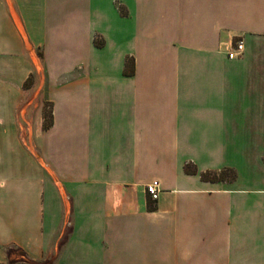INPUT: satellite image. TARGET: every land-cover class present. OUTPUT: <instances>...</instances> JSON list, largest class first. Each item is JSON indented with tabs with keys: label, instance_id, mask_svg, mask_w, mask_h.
<instances>
[{
	"label": "crops",
	"instance_id": "0c3cea01",
	"mask_svg": "<svg viewBox=\"0 0 264 264\" xmlns=\"http://www.w3.org/2000/svg\"><path fill=\"white\" fill-rule=\"evenodd\" d=\"M20 258L264 264V0H0V264Z\"/></svg>",
	"mask_w": 264,
	"mask_h": 264
},
{
	"label": "trees",
	"instance_id": "16d2710c",
	"mask_svg": "<svg viewBox=\"0 0 264 264\" xmlns=\"http://www.w3.org/2000/svg\"><path fill=\"white\" fill-rule=\"evenodd\" d=\"M44 117L46 119V117H48L47 119L50 120V117H51V110H49L48 114L44 113ZM47 120V121H48ZM46 125V123H45ZM185 169L188 170V171H195V168L191 167L190 166V163H186L185 164ZM230 174L231 177L234 176V171L231 167H223L222 169L220 170H209V171H206V172H203L202 176L203 177H208V178H211V179H218V178H222L224 177L225 175V178L227 177V174ZM148 207L149 208H153L154 207V204L152 203L151 200H148Z\"/></svg>",
	"mask_w": 264,
	"mask_h": 264
},
{
	"label": "built area",
	"instance_id": "2783aa9c",
	"mask_svg": "<svg viewBox=\"0 0 264 264\" xmlns=\"http://www.w3.org/2000/svg\"><path fill=\"white\" fill-rule=\"evenodd\" d=\"M243 50V40L239 39L235 42L234 46L228 51V56H236ZM160 190V182L157 179H153L146 183V191L148 192L150 198L156 199Z\"/></svg>",
	"mask_w": 264,
	"mask_h": 264
},
{
	"label": "rangeland",
	"instance_id": "374dc122",
	"mask_svg": "<svg viewBox=\"0 0 264 264\" xmlns=\"http://www.w3.org/2000/svg\"><path fill=\"white\" fill-rule=\"evenodd\" d=\"M49 110H50V108H46L44 111V113H46V114H48V112H49ZM47 118L48 117H46V119H45V123H46V120H47ZM230 174L228 173L227 174V176H229ZM11 262H13V261H11ZM15 263H20V264H28L29 263V261L28 260H25L24 258H20V260L19 261H17V262H15Z\"/></svg>",
	"mask_w": 264,
	"mask_h": 264
}]
</instances>
